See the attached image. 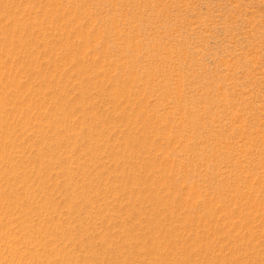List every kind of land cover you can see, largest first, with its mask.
I'll use <instances>...</instances> for the list:
<instances>
[{
    "label": "rangeland",
    "instance_id": "1",
    "mask_svg": "<svg viewBox=\"0 0 264 264\" xmlns=\"http://www.w3.org/2000/svg\"><path fill=\"white\" fill-rule=\"evenodd\" d=\"M0 264H264V0H0Z\"/></svg>",
    "mask_w": 264,
    "mask_h": 264
}]
</instances>
